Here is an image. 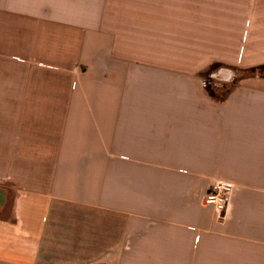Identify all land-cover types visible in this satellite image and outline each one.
Instances as JSON below:
<instances>
[{"label": "crops", "instance_id": "0c3cea01", "mask_svg": "<svg viewBox=\"0 0 264 264\" xmlns=\"http://www.w3.org/2000/svg\"><path fill=\"white\" fill-rule=\"evenodd\" d=\"M261 64L264 0H0V264H264Z\"/></svg>", "mask_w": 264, "mask_h": 264}, {"label": "built area", "instance_id": "2783aa9c", "mask_svg": "<svg viewBox=\"0 0 264 264\" xmlns=\"http://www.w3.org/2000/svg\"><path fill=\"white\" fill-rule=\"evenodd\" d=\"M233 190V183L216 179L210 184L204 195V203L213 207L218 222L223 221L226 217Z\"/></svg>", "mask_w": 264, "mask_h": 264}, {"label": "trees", "instance_id": "16d2710c", "mask_svg": "<svg viewBox=\"0 0 264 264\" xmlns=\"http://www.w3.org/2000/svg\"><path fill=\"white\" fill-rule=\"evenodd\" d=\"M216 67L218 66H213L211 71H214ZM235 72L236 74L234 75L232 82L229 84L226 83V84L218 85L217 83L214 82V80H210L207 78L205 80L206 90L209 92V94L213 98L217 100H222L225 94L229 91L230 87L236 84L238 81L242 80L243 78L251 77V76H257L259 78H264V64L251 67L248 69H244V70L237 69L235 70Z\"/></svg>", "mask_w": 264, "mask_h": 264}, {"label": "rangeland", "instance_id": "374dc122", "mask_svg": "<svg viewBox=\"0 0 264 264\" xmlns=\"http://www.w3.org/2000/svg\"><path fill=\"white\" fill-rule=\"evenodd\" d=\"M235 74H236V72L233 71V75H235ZM228 87H229V86H228ZM85 261H88V260H85ZM85 264H88V263H85Z\"/></svg>", "mask_w": 264, "mask_h": 264}]
</instances>
